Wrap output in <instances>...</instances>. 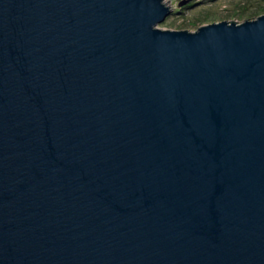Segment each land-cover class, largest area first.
<instances>
[{
    "label": "water",
    "instance_id": "obj_1",
    "mask_svg": "<svg viewBox=\"0 0 264 264\" xmlns=\"http://www.w3.org/2000/svg\"><path fill=\"white\" fill-rule=\"evenodd\" d=\"M170 12L0 0V264H264V14Z\"/></svg>",
    "mask_w": 264,
    "mask_h": 264
},
{
    "label": "rangeland",
    "instance_id": "obj_2",
    "mask_svg": "<svg viewBox=\"0 0 264 264\" xmlns=\"http://www.w3.org/2000/svg\"><path fill=\"white\" fill-rule=\"evenodd\" d=\"M171 8L158 28L195 31L212 22L256 19L264 14V0H162Z\"/></svg>",
    "mask_w": 264,
    "mask_h": 264
},
{
    "label": "flooded vegetation",
    "instance_id": "obj_3",
    "mask_svg": "<svg viewBox=\"0 0 264 264\" xmlns=\"http://www.w3.org/2000/svg\"><path fill=\"white\" fill-rule=\"evenodd\" d=\"M167 17H168V16H167ZM167 17H166V18H167ZM166 18H165V19H166Z\"/></svg>",
    "mask_w": 264,
    "mask_h": 264
}]
</instances>
